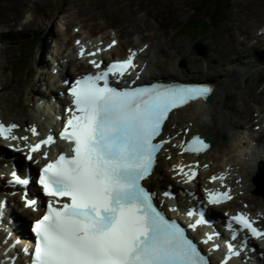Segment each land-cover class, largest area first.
Returning a JSON list of instances; mask_svg holds the SVG:
<instances>
[{"label":"snow or ice","instance_id":"6c2138e0","mask_svg":"<svg viewBox=\"0 0 264 264\" xmlns=\"http://www.w3.org/2000/svg\"><path fill=\"white\" fill-rule=\"evenodd\" d=\"M80 54H85L84 48ZM135 55L132 52L127 59L108 64L105 70L82 76L68 89L71 106L59 138L71 145L70 154L61 152L39 170L38 184L48 200L46 211L30 229L35 237L34 249H22L30 255L31 264H209L185 228L158 208L155 193L144 182L153 173L158 153L171 143V138L162 136L170 115L192 102L207 99L212 89L175 83L111 86L110 77L121 80L137 68ZM90 63L101 68L95 59ZM17 127L15 123L0 122V137L27 141V136L13 134ZM31 131L36 134L35 127ZM184 132L187 134L188 129ZM54 142L49 135L28 145L27 159L31 161L33 153ZM177 147L198 155L209 144L201 136L192 135ZM44 155L47 158V153ZM178 167L185 183L196 178L195 169L189 172ZM11 177L9 184L30 183L15 171ZM220 179H224L223 175ZM231 199L230 189L207 194L209 205ZM25 204L35 208L37 201L25 197ZM3 216L4 204L0 202V218ZM205 223L201 212L200 218L188 227L195 229ZM234 224L253 238L264 239V230L256 227L247 214L230 218L227 226L232 230V239L238 235ZM212 239L209 235L203 243ZM19 243L16 240L13 247ZM228 252L229 259L239 255L231 243Z\"/></svg>","mask_w":264,"mask_h":264},{"label":"rangeland","instance_id":"374dc122","mask_svg":"<svg viewBox=\"0 0 264 264\" xmlns=\"http://www.w3.org/2000/svg\"><path fill=\"white\" fill-rule=\"evenodd\" d=\"M204 1L205 0H16L10 3L2 1L0 20H6L7 25L14 28V31L9 27H0V30H5L3 31L5 33L4 36H0L2 41H4L3 46L8 47V49H5V52L1 54L0 58V63L7 64L8 66L3 74L4 76H2L3 82L8 83L7 86L4 85L3 89L0 90V108L2 109H0V113H2V116L6 120H8V118L17 119L30 112L37 114L36 110L41 104H46L45 100L55 98L57 94H59V88L55 91V94H52L51 89H47V85H45L47 83V77L49 76L50 78V75H54V70L57 69L54 57L59 51V46L62 47L65 45V40L68 41V48L66 47L65 53H71L74 38L78 35L74 33H76L78 29V33L80 34L85 33V35H89L93 33L97 36H100L104 30L108 31V33H104V35L108 34L105 38L107 40L110 39L113 31L117 34L119 32L122 36L121 42H123L128 38L129 31L133 29V25L129 24L128 20L130 18L135 19L133 16L135 14H141V17L149 16L148 19L152 25L149 27L145 26L146 29L144 28L142 31H135V33L131 34V37L137 39L140 37V33H144V37L141 38V43L139 42V45L147 42L152 46L153 49H150L148 52L149 56L155 53L154 51L158 45L167 40L170 44V48L160 51L159 54L162 59H167L170 55L175 59V64L172 66V69H180L178 75L184 77L180 80H205V78H209V74H213L216 70V72H221L220 76L209 78L212 81L215 80L216 83L217 79L221 77H229L231 72L235 69L238 74L243 69L245 70V74H241L243 77L240 76V80H236L234 83L229 82L228 86L227 98H229L230 105L226 107V111L232 118L229 119V122L232 120L234 128L239 129L236 136L231 138L230 143L224 148L226 153L229 152L231 149H234L233 143H235L236 140H242L245 139L244 137L246 135L250 136L254 133H258L252 129L254 124H259L260 122L264 123V88H262V78L264 77V64L262 62L264 61V38L259 36V27L264 23V0H223L228 6V9L224 12V16H227L225 22L222 23V28L218 30L208 29V31H200L202 32L200 33L197 31L190 32L189 28L184 27V30L178 32V27H175L176 30L175 28L165 29L163 27L162 20L165 22L171 20L174 22L186 21L188 24L191 22L190 18L192 16H196V18L199 19V21L194 20V22H203L204 20V22H208L207 12H202L200 10V12L196 13L197 9L203 8ZM206 1L208 4V0ZM207 8L208 5L205 6V9ZM15 16L20 18L21 22L12 26L11 20ZM75 17L76 19H74ZM70 18H73V20ZM30 19L32 20L29 25H32H27V28L23 29L22 26L27 24L28 22L26 21ZM66 20H70L69 22L71 23L68 30L67 28L64 29V21ZM110 25H113L114 28L110 29ZM61 32L64 33L63 41H58L57 34ZM198 35L200 36L197 39L201 42V46L198 49H194L193 45ZM236 35L238 37H236ZM237 40H240L241 43L236 44ZM39 43V48L34 50L33 46ZM22 44L24 45L22 46ZM51 44L52 51H49L48 48ZM28 45H31L30 50H28ZM236 45L237 49H234L233 47ZM130 46H133V44H130ZM119 47L121 48V52H125L127 49V47L123 45ZM206 47L210 49L207 57H203L199 53L205 50ZM21 50H24L25 53H22L20 56ZM257 50L260 52L262 61L258 58H253V54ZM48 60L52 62L50 65L53 67L51 69H44L43 66ZM183 61H185V65H183ZM223 63H225L224 66H222ZM72 68L73 66L70 64L65 71L70 73V75H74L71 74ZM39 75H42V77L44 76L42 84L41 82H34ZM55 77L57 76L55 75ZM31 93L34 95L42 93L41 95L44 96V100L30 102ZM44 112L51 115L53 109L49 107L44 108ZM258 113L259 117L257 116ZM38 116H41L39 117L40 119H44V116L41 114ZM29 120L31 121V119ZM29 120L28 122H30ZM245 127L248 128L246 129ZM224 139H226V137H224ZM257 145H260L259 147H264V143ZM246 149L247 147L243 146L235 150V154L237 155L235 160L237 162L239 160L242 165H247L241 159V155H243ZM213 153L215 157L223 154L218 160L222 158L228 159L225 163L222 162L219 165H217V160L213 169L219 170L224 168L229 162L230 154L224 152L220 154L218 151H214ZM22 160H24V157H22ZM5 175L6 173L0 175L1 180L4 182H6L5 180L8 177V175ZM256 176L257 173L255 172H253L250 177L247 176V183L251 182L254 187H252L249 192L242 194L246 199L243 198L241 200L251 201L253 206H256V208L259 207L258 209L252 210L257 211L260 209V213H263L264 197L259 195V189H257L255 182ZM1 186L2 183L0 182V191H3ZM15 203L20 204V201H15L12 205L13 207H15ZM239 207H241L240 204ZM22 217H24L28 225V215H22ZM261 222L264 224V219L261 220ZM24 226L25 222H22V227Z\"/></svg>","mask_w":264,"mask_h":264},{"label":"bare ground","instance_id":"6f19581e","mask_svg":"<svg viewBox=\"0 0 264 264\" xmlns=\"http://www.w3.org/2000/svg\"><path fill=\"white\" fill-rule=\"evenodd\" d=\"M208 3H215L216 4L217 2H216V0H208ZM211 10H212V7H211ZM140 15L135 14V15H133L135 19L130 18L128 20L129 21V24L133 25V29L131 28L132 30L129 31V33H128L129 37L125 41L134 44L133 45V48H129V45L124 44V41L121 42L122 39L120 38V36L118 34L115 35L114 38H116V39L119 40V44H118V46L114 47L111 52L112 53H115L118 50H120L121 49L119 47L120 45H123V46L127 47V49H126L127 51H125V52L122 51L124 55L117 56V58H114L113 57L114 59L124 58V57L130 55L134 51V49H139V48L142 47V46H140L139 48L136 47V44H138V43L135 40L132 39L131 34L135 33V31H142V29H144L145 26L149 27V26L152 25V23L148 19L149 16L148 17H141ZM19 19L20 18L15 17V21L16 22H18ZM70 19L73 20V18H70ZM74 19H76V17ZM213 19H215V18H213ZM217 21H219V20H217ZM66 22H68V20L64 21V23H65L64 25L67 26V23ZM2 23H3V21L0 20V25ZM23 28L26 29L27 28V24H24L23 25ZM12 31H14V29ZM258 32H259V30H258ZM121 33H122V31H121ZM254 33H256V32H254ZM63 34H64L63 32L57 34V38L59 40H63ZM65 34H67V33H65ZM154 34H153V36H154ZM139 35H140V38H143L144 37V33H140ZM149 35H151V34H149ZM261 36L264 37V31L261 33ZM236 37H238V36L236 35ZM244 40H245V38H244ZM84 41L87 42V38H84ZM2 43H3V41L0 40V58H1V54H3L5 52V49H8L7 46L6 47H3ZM67 43L68 42H66V44ZM239 43H241V41L240 40H237L236 44H239ZM51 47H52V44L49 45V48H48L49 51H52V48ZM59 48H60V46H59ZM150 48L153 49L152 46H150L146 50L145 53L139 54V58L137 60L140 63L139 69H141L143 71L141 73V75H140V77L142 78L141 79V82H147V81H149L151 79H158L159 77L165 78L166 79L165 81L177 80V79L184 78V77L178 75V73H179L178 71H180L179 68L172 69V66L175 64V62H174L175 59L172 58L171 55L168 56L167 59H162L160 57V54H159L160 51H162V50H168L170 48V44H169V42L167 40H165L164 43H162V44H160V45H158L156 47V50L154 51L155 53L154 54L152 53L153 54L152 56H149L148 55V51L150 50ZM233 48L234 49H237V45L235 47H233ZM64 51H65V48H64ZM58 55L59 56L62 55L61 52H60V50L58 51ZM65 57H68V59H69L68 60V64L69 63L70 64L71 63H74L75 67L73 68L72 72L75 75L76 74L78 75V74H80L82 72H85L86 69H89L91 67L90 65L84 63L83 61L77 60L76 59L77 58L76 55L73 56L71 53L68 54L67 56H64L63 55L62 58L59 57L58 63L60 64L61 67L60 68H57L58 77H55V75H50L52 78L50 77L51 78L50 79L49 76H48L47 77V83L45 82L46 83L45 85H47V89H51V92L58 90V88L60 90L64 89L65 86H61V81L62 80H65L67 78V76L70 75L69 73H67V74L64 73L65 72L64 69L67 66L61 60L64 59ZM47 62L46 63L49 64V67L47 69H51L52 68V66L50 65V62L51 61L48 60ZM224 65H225V63L222 64V66H224ZM168 66H170V67H168ZM7 67H8L7 64H1L0 63V73L2 75L4 74V72L7 69ZM220 74H221L220 71L216 72V70H215V72L213 74H209L208 77L209 78H214L215 76L216 77L220 76ZM241 74H245V70L244 69L239 74L237 73V71L235 69V70H233L231 72V74H230L229 77H221V78L217 79V81L215 83V87L213 88V91L211 93V97L209 98V100H207V102L204 101V102L192 103V104H190L188 106H185L184 108H182L180 110H177L176 112H174L172 114L169 122L166 125V132L170 133L171 136L174 135L175 133H179V130L180 129H183V128L184 129L185 128H189L192 131V133L198 132V135L201 136V137H204V135H207L209 133H211V134L214 135V138H212L210 140L212 142V147L210 148V150L206 154L200 155V156H192L190 154L182 155V154H180L181 151L178 149V147H177V149L176 148H173V144L174 143H179V142H183L184 143V142H186V140H185V137H186L185 134L179 133V135L177 136L176 140H173L170 143V147L166 151H164L162 153L161 158L159 159V164L156 167V170L153 173V175L145 182L150 188H153L154 190H156L160 194L157 197L158 201L164 202L165 204H168L170 206V209H171L173 215H175V216H177L179 218L185 219V217H184V210H183L184 204H183V202H182V200L180 198L179 191L185 192L188 189L189 186H183L181 183H179L177 181V178H176L177 176H175V174H174L175 170L173 171L172 168L174 166H177L181 162H190V161H196V160H203V159H205L204 162H210V168L208 170L215 171L213 169V167L216 165L217 160L220 157L223 156V154L221 156L215 157V155H214L213 152L214 151H218V152H220V154H221V152L226 153V151H225L224 148H225V146L227 144H229L230 139L234 136L233 128L230 126V122L228 120V112L226 111L227 110L226 107L230 105L229 104L230 103L229 98H227L228 97L227 96V93H228L229 82L234 83V82H236V80H240V78L243 77V76H241ZM2 75H0V83L3 86L4 85L7 86V83L8 82H3L2 81ZM43 80H44V76L42 77V75H39L38 78H37V80H34V82H38V83L41 82V84H42L43 83ZM38 89H40V88H38ZM38 89H36V90H38ZM45 92H46V90H45ZM43 93H44V91H43ZM41 94L42 93H40L38 95L32 94L31 95V100L29 99V101L30 102H37V101H40V100L43 101L44 96H42ZM57 98H58V100L60 102H62L63 97L57 96ZM2 108H4V107H2ZM8 108L11 109L10 107H8ZM62 109H63V107H62V104L60 103L59 106H58V108H57V110L55 111V113H56L55 116ZM36 113L37 114L31 113V112L30 113H27V114L25 113L26 115L21 116V117H19L17 119H14L13 118V121H10V122L17 123L18 124V128H19L17 130L18 132H15V133H18L19 135H21V134H25V135L32 134V132L25 133L26 132V126L28 124V120L29 119H31V121L30 120L29 121L32 123V125H38L40 127V129H42V130L43 129H47L50 125H52L53 128L51 130H49L48 132H45V133H50L52 130H54L55 128H57L58 121H55V123H53V120H52L53 119V115L52 114L51 115L49 114L47 116L45 115L44 119H40L39 117H41V116H38V115L39 114H43L44 111L39 108V109L36 110ZM2 117H3L2 116V113H0V118H2ZM45 121H48V123L50 125L49 126H46L45 125ZM40 133H41V136H43L45 134L43 132H40ZM224 136H227L229 138L226 142L224 141V138H223ZM250 139H251V136L245 137V140L247 142H249ZM231 146H233V145H231ZM238 146H240L239 143L236 144V147H238ZM256 147H258V146H256ZM228 148H230V147H228ZM235 150L236 149H231L229 152L226 153V154H228V153L230 154L229 155V162H228V164L224 168L219 169L218 172H213L214 173L213 176H216L218 174L224 173L223 174L224 179H227L228 178L229 183L232 184V186H233L234 192H236L239 195H242L244 193L249 192L252 189V187H254L251 184V182L250 183H247V181H246L247 180V176L250 177V175H251V173L249 171V161L254 160V159L255 160H258L259 159V160H263L264 161V149H262V150L260 149L258 151V155H256L254 152H252L251 155H248V153H244V155H243V157H245L244 158V162L247 165H242V163L239 160H238V162L235 160L236 157H237V155L235 154ZM42 153H43V151L42 152L39 151V152L33 153V159L32 160L35 159V161H41V159L43 157ZM24 160H25V162L27 161L28 163H30L32 161V160L29 161L27 159V156H26V158ZM11 161H13V164L11 163ZM28 163L27 164H22L20 162V160H19L18 155L14 156L12 158L0 159V164H2V165H0V171L1 170H7L8 172L11 173L14 170V167H13L14 164H17L18 165V170H23L24 169V166L27 165V167H29ZM163 164H165L166 166H168L167 172L165 170H161V168L163 167ZM22 165H24V166H22ZM228 165H230L231 168L228 169ZM208 170H205L203 173L207 174ZM239 172H240L241 175L239 174ZM162 175L164 177V181L161 180ZM173 175L175 177H173ZM243 178H244V181H243ZM202 181H204V180H202ZM205 181H207V180H205ZM208 184L210 185L209 182H208ZM161 185H163L162 188H161ZM169 186H173L174 189L178 191L177 196H176L175 199L167 198V196H163L162 195L163 189H165L166 187H169ZM9 191L13 192L14 189H10ZM29 191H31V188L29 189ZM6 192L8 193V191H6ZM12 201H13L12 199L9 200L8 207L10 206V204H11ZM171 205H172V207L177 206L178 207V210L177 209L174 210V208H171ZM193 206L194 205L192 203H189V209H191ZM8 207H7V209H8ZM230 207H233V208L232 209H229ZM238 208H241V207H239V204H237L235 206L233 203H229L227 205L218 206V208H216V209H217V212L219 214V212H221L223 210L225 212H227V211L232 212V211H234L235 209H238ZM252 209L253 208L248 207L246 210H243V211H247L249 213L252 211L253 213H257V214H255V216H257L259 218V220H261V219L263 220L264 219V211L263 210H262L263 213H260V212H257L258 210L256 211V210H252ZM26 212L29 213L28 210ZM252 218H254V217H252ZM23 220H24V217H21L19 214H16V215L14 214V216L10 220L13 223V225L11 226L10 230L7 231L6 230V225H8L9 221L6 219L5 215L3 216V218H0V247H2V245H3V242H4L3 239H5L6 236H8V235L11 236L10 231L12 229H13L14 233H16L17 228L19 226V223L22 222ZM21 230L22 231H26V229H24L22 227H21ZM206 231H208V230L201 231V229L198 228L197 229L196 236L199 239L201 237L207 238V234L210 233V231H208V232H206ZM21 236H23V233L21 234ZM27 236H28V234H27ZM12 239H13V235L11 236L10 241H12ZM213 239H218V242H219V238L213 237ZM212 240H210L207 244L203 243V241H202L201 244L203 245V247L209 253L212 261L214 262L213 264H220V263L224 264L225 261H228L229 260V259L226 260L225 259V256L223 258H221L222 247L225 246V245H220L219 249L218 250H215L213 248V244L211 243ZM255 240H259V239H255ZM8 246L9 245H7V247ZM259 246H260V251L259 252H264V242H263V244H259ZM245 250L246 249H242V251H245ZM251 256H254V255H251ZM1 258L2 257L0 255V260H1ZM231 258H233V257H231ZM247 258L248 257L245 256V255L242 256V260H244V261L247 260ZM238 261H240V258H234L233 260H231L229 262V264H239ZM260 264H264V259L263 260L260 259Z\"/></svg>","mask_w":264,"mask_h":264},{"label":"trees","instance_id":"16d2710c","mask_svg":"<svg viewBox=\"0 0 264 264\" xmlns=\"http://www.w3.org/2000/svg\"><path fill=\"white\" fill-rule=\"evenodd\" d=\"M4 1L10 3V2H13L16 0H4ZM67 1H71V0H67ZM0 2H1V0H0ZM216 2H217L216 4L215 3H208L207 4V1L205 0L203 3V6H202L203 8L196 10V13L200 12V10L202 12H207L208 22H205V23L204 22H194V20L199 21V19H197L196 16H192L190 18L191 22L188 24L186 23L184 25H191V28H190L191 31H193V30H206V29H219L222 26V23L225 22L224 19H226L227 15L224 16V12H225V10L228 9L227 8L228 6L223 2V0H216ZM206 5H208L207 9H205ZM211 7H212V10H211ZM213 18H215V19H213ZM217 20H219V21H217ZM170 25H171V23H169L167 25V27H169ZM36 47L34 48V50L36 49ZM29 49H30V47H29ZM22 53H24V51ZM22 53H20V56L22 55ZM254 58L255 59H257V58L261 59L260 52L258 50L255 52ZM262 79H263V85H264V77Z\"/></svg>","mask_w":264,"mask_h":264},{"label":"water","instance_id":"95a60500","mask_svg":"<svg viewBox=\"0 0 264 264\" xmlns=\"http://www.w3.org/2000/svg\"><path fill=\"white\" fill-rule=\"evenodd\" d=\"M203 53L206 54L205 51H203ZM212 138H213V135H209V136L207 137L208 140H211ZM261 171H264V167L261 169Z\"/></svg>","mask_w":264,"mask_h":264}]
</instances>
